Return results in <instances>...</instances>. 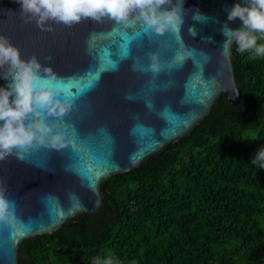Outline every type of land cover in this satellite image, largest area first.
Returning <instances> with one entry per match:
<instances>
[{"label": "water", "instance_id": "water-1", "mask_svg": "<svg viewBox=\"0 0 264 264\" xmlns=\"http://www.w3.org/2000/svg\"><path fill=\"white\" fill-rule=\"evenodd\" d=\"M237 2L240 0H172L166 5L180 10L178 36L185 60L180 69L156 80L153 89L149 74L133 70V60L122 61L117 70H106L105 61L112 51L108 33L125 24L132 25L130 31L137 30L144 24L136 14L127 22L105 17L100 22L84 19L66 26L49 21L46 27L51 31H47L35 21L25 23L15 0H0V35L11 40L22 59H37L39 80H48L53 86L69 80L93 82L78 102H70L64 115L78 109L77 122L90 134L91 152L87 146L82 149V162L60 155L68 147L66 134L62 148L35 144L0 160V193L12 213L10 223L0 222L3 264H18L22 241L52 234L62 225H77L87 215L98 213L105 200L103 182L138 169L186 138L218 98L224 97L231 106L241 104L232 62L234 42L225 50V37L220 33L227 22L224 6ZM240 23L237 19L228 26L235 29ZM170 35L167 32L156 39L163 44ZM144 45L146 53L160 51L158 47L147 49L146 37ZM191 52L202 58L199 65L191 63ZM144 62L150 63L147 55ZM44 68H51L52 74ZM8 83L0 79V86ZM58 119L47 117L46 122L51 125ZM105 135L111 137L110 149L104 146Z\"/></svg>", "mask_w": 264, "mask_h": 264}, {"label": "trees", "instance_id": "trees-1", "mask_svg": "<svg viewBox=\"0 0 264 264\" xmlns=\"http://www.w3.org/2000/svg\"><path fill=\"white\" fill-rule=\"evenodd\" d=\"M264 43V39L258 41ZM240 105L218 98L181 141L101 184L98 213L24 240L18 264H263L264 57L237 50Z\"/></svg>", "mask_w": 264, "mask_h": 264}, {"label": "clouds", "instance_id": "clouds-1", "mask_svg": "<svg viewBox=\"0 0 264 264\" xmlns=\"http://www.w3.org/2000/svg\"><path fill=\"white\" fill-rule=\"evenodd\" d=\"M25 23L35 21L41 30L51 31L49 21L71 26L84 19L96 22L107 17L117 22L136 18L152 32L165 34L175 32L182 23L178 7H166L172 0H15ZM227 22L220 28L225 37L223 47L227 50L234 42L241 53L248 51L254 57H264V0H240L225 5ZM199 18V14L197 16ZM239 19L238 28H230L228 22ZM150 67L159 70L158 56H151ZM0 79L10 81L7 87L0 86V160L13 154L16 149L26 150L35 144L51 148H62L65 133L46 122L47 117H62L71 108V103L58 98L59 92L52 91L39 83L41 64L35 57L21 58L20 50L11 40L0 35ZM43 71L52 74L51 68ZM54 79V75L52 76ZM19 158L22 153L17 152ZM251 163L264 169V147L252 157ZM10 205L0 193V222L10 223ZM107 264H112L111 260Z\"/></svg>", "mask_w": 264, "mask_h": 264}, {"label": "snow or ice", "instance_id": "snow-or-ice-1", "mask_svg": "<svg viewBox=\"0 0 264 264\" xmlns=\"http://www.w3.org/2000/svg\"><path fill=\"white\" fill-rule=\"evenodd\" d=\"M199 19V18H198ZM132 25L125 24L121 28L108 33L107 39L112 41L111 54L108 55L105 61L106 70H117L119 64L124 60H133V70L144 74H149L153 82V89L156 87L155 81L159 78L169 74L171 70H178L183 66L185 54L183 52V43L179 39L178 30L170 32L171 35L163 44L156 39V36H164V34H157L148 29L145 25H141L137 30L130 31ZM153 34H156L155 36ZM145 37L148 40L149 48L158 47L160 51L156 53H146L144 45ZM135 45V47H134ZM155 54L159 58V70L153 71L150 67L151 56ZM192 56L191 63L195 61L197 65L202 62V58L195 52L190 53ZM147 55L150 63L145 64V56ZM116 57L115 59L113 57ZM143 58V59H142ZM39 83L55 87L59 92L58 98L71 102L79 101L84 95L85 91L93 87V82L89 81L87 84L69 80L67 83L58 82L52 85L48 80H39ZM151 107V104H149ZM74 113L77 114L74 116ZM58 122L51 124L58 127L67 136L68 147L60 155L74 160L83 161L84 153L82 151L86 146L91 152L90 134L86 131L82 124L77 122L78 109H73L67 116L57 117ZM103 143L106 149H110L111 137L105 135ZM82 166V163H81ZM15 235V234H14ZM2 250H0V264H3Z\"/></svg>", "mask_w": 264, "mask_h": 264}]
</instances>
